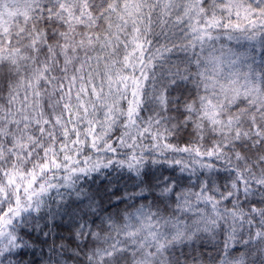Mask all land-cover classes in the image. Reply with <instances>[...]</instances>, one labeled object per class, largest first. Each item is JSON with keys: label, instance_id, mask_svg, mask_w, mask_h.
<instances>
[{"label": "snow or ice", "instance_id": "obj_1", "mask_svg": "<svg viewBox=\"0 0 264 264\" xmlns=\"http://www.w3.org/2000/svg\"><path fill=\"white\" fill-rule=\"evenodd\" d=\"M0 264H264V0H0Z\"/></svg>", "mask_w": 264, "mask_h": 264}]
</instances>
